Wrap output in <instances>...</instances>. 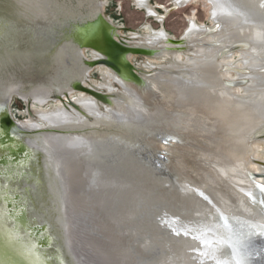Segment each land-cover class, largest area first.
Segmentation results:
<instances>
[{
  "label": "bare ground",
  "instance_id": "1",
  "mask_svg": "<svg viewBox=\"0 0 264 264\" xmlns=\"http://www.w3.org/2000/svg\"><path fill=\"white\" fill-rule=\"evenodd\" d=\"M188 1L176 0L175 3L182 8ZM209 1L213 17L221 25L212 42L202 38L206 30L200 28L201 25L197 27L192 23L185 35L188 40H183V45L177 47L162 34L149 42L151 46H139L156 50L154 58L171 59L161 71L154 74L151 70L144 72L149 88L113 75L114 81L124 89L126 98H117L110 91L106 93L112 96L111 105L102 104L107 106L115 121L126 124V127L135 125L127 133V138L133 142L126 138L118 140L116 136L91 137L77 130L44 131L60 127L71 116L66 109L49 117L52 128L42 129L39 122L24 125L32 132H39L30 139V144L44 152V172L39 175L36 155L30 152L19 164L9 168L12 173L7 177L12 175L15 180L20 177L27 184L29 193L23 195L27 212L36 208L34 194L38 193V186L39 190L49 188L52 212L57 214L55 222L65 231L69 252L79 264H85L83 259L90 264H264V247L242 246L257 239L256 234L263 233L264 236V201L252 196L255 187L247 184L244 173L247 170L259 174L255 180H263L260 183L264 184V177H261L264 172L249 170L254 143L264 141L249 142L252 132L264 128V17L250 0ZM6 2L12 4L21 17L40 24L41 30H45L43 35L49 36V33L53 39L60 38L50 48H45V65L34 71L33 81L27 80L30 76H26L25 81L19 74L21 70L13 69L14 65L10 64L14 61L9 67L2 68L4 52L0 50V112L5 107V99L13 96L24 101L32 100L37 106L47 105L54 94L48 83L56 67L62 69L64 86L55 87V94L65 99V94H69L72 100L75 93L86 94L75 92L73 85H85L93 68L83 60L85 49H79L75 41L65 38L61 27L95 18L100 10L97 2ZM139 2L144 6L147 4V0ZM149 12L153 15L152 10ZM7 30L5 25L0 27V38ZM160 40L176 48H164L166 45L158 43ZM237 44L245 47L239 50L244 68L235 66L236 79L228 80L221 58L231 59L238 51L227 54L225 50ZM28 45L34 46L24 42L20 46L17 43L19 47L16 48L25 51ZM180 52L194 53V56L192 53V57L188 56L184 67L180 66L176 56ZM95 54L96 60L101 58L100 54ZM22 69L29 72L32 68L25 65ZM236 81L250 83L246 87L238 84L232 88ZM25 84L30 85L25 88ZM239 87H242L243 95H238L236 88ZM107 89L112 90L111 87ZM89 96L91 98L74 102L79 109L72 108L87 117L101 116L98 101ZM163 130L182 135V145L174 148L181 156L175 157L174 161L168 159L165 164H153L151 153L161 152L153 134H160ZM140 131H144L143 134ZM207 157L230 164L222 170L218 168L228 180L218 179L202 169L201 160ZM168 173L173 175V180H182L180 192L183 194L177 190L179 184L164 176ZM205 192L220 198L226 213L236 219L235 228L241 233L240 239L224 232L228 230L225 226L213 225L215 229L208 226L216 216L214 209L199 198ZM73 216L78 218V223L80 216L88 223L85 222L82 229H73ZM4 222L0 218V227L3 228L0 233L10 241L17 240ZM42 237L48 240L50 249L56 251L60 263L66 264L64 252L54 234L47 230ZM27 246L31 247L30 243ZM22 259L26 264H32ZM3 260L0 253V264L5 263Z\"/></svg>",
  "mask_w": 264,
  "mask_h": 264
},
{
  "label": "water",
  "instance_id": "2",
  "mask_svg": "<svg viewBox=\"0 0 264 264\" xmlns=\"http://www.w3.org/2000/svg\"><path fill=\"white\" fill-rule=\"evenodd\" d=\"M6 1L7 0L0 1V24L5 25L8 29L6 34H4V36L0 38V49H2L4 52L2 56V58L4 59V64L2 68H4L6 65L8 66L11 61H14V64H10L12 66L14 65L13 69L16 68L18 70L23 71L22 68L27 65L32 68L31 71H36V69L41 70V67L45 65V48H50L54 41L55 43H57L60 37H56V39H53L51 38V35L49 33L48 35L50 37L43 35V32H45V30H41L43 27L41 28L40 24H35V22L33 23V21L21 17L14 11L12 4ZM97 4L100 6V10L99 13L95 16V18H93L92 20L87 19V21H84L82 23L71 22L68 25L63 24V27H61L63 32L62 35H64L65 38H70L71 40L75 41V44L79 49H85L90 51L93 50L101 55V58L97 60L86 61V65H88L89 67H107L119 77H121L123 80L132 82L137 86L149 88L146 82L147 77L144 75V72L138 66H136L129 58H154L156 56V50H153L151 48L134 46L131 43V38L122 36L120 34L121 32L133 31L116 26L111 20L104 16L103 12L101 11V5L98 0ZM36 30L40 33H37ZM16 33L21 34L22 36H18L16 35ZM12 39H14V41ZM12 41L13 44H11ZM169 41L175 44L177 47L183 45V39L170 38ZM14 42L16 44L19 43V46L23 45L24 42L25 44H32L34 46L28 45V49L22 51L16 48L19 46H16ZM244 48L245 47L242 44H237L232 46L228 50H225V53H234ZM27 80L33 81V79ZM238 84L243 83H234V85ZM73 90L75 92H82L91 95L97 101L105 105H111L112 103V96H110L108 93L102 92L95 86L87 87L83 83H75L73 85ZM65 96L67 97L66 99L60 95H57V98L62 103L67 102L74 108L79 109L78 105L74 103V101L70 98L69 94H65ZM10 99H5V107L0 112V218L5 221L4 223L6 224L8 230L15 235V239L16 237L18 239L15 241H10V239L3 237L5 235L0 233V236L4 238L2 239L0 237V253L1 256L4 257L3 261L5 262L3 264H26L25 261L23 262L22 258H25L32 264H61L56 251L53 249L51 250L49 247L48 240L45 237H42V234L47 232V230H50V234L53 233L54 237L57 238L60 247H62V250L64 252L63 259L65 260L66 264H79L78 260L76 262L74 258V260L72 259V256L69 252L66 243L67 241L65 239V231L60 226H58V223L56 224L55 222V215L57 214H53L52 212L53 209L50 202L52 195L49 191V188L47 187L46 189L44 187L43 190H39L40 187L38 186V193L34 194L36 197V208L32 210V207L27 212V206L25 204V201L23 200V195L29 193L27 184L20 177H17L18 180H15V177L12 175L10 177H7V174L11 172L9 168L12 166L15 167L17 164H19L23 159L26 158V156L30 154V152H33L34 156L36 155L38 166L36 170L39 168V175L43 174V161L45 158L44 152L42 150L37 149L35 148V146L30 144V139L36 137L39 132H32L31 130L22 127L16 122L8 107ZM31 106L32 100H28V111L31 117L35 118V115L31 110ZM44 131L61 132L57 129H47ZM153 137L156 139V141H158L159 144L169 145L171 142H177V140L174 141V139H172L170 135L166 134L162 135L159 133H155L153 134ZM261 140H264V128L255 130L249 136V142ZM11 145H15V147L9 148L11 147ZM151 154L153 156V160H151L153 164L155 162H158V164L162 162L165 164L168 162L167 157L169 156V154L163 151L152 152ZM259 163L264 165V162ZM32 169H35V167H32ZM244 173L245 177H247V184H252L255 187L254 190H252V193H254L252 194V196L255 195V199L264 201V184L255 180L259 177V174H255L247 170H244ZM262 175L263 176L261 177H264V174ZM164 176L169 177V179L173 183L179 184V189L177 188V190H179L180 192V185L182 180H173V175L169 173L168 175L165 174ZM52 180H55L53 179V176ZM181 192L180 194H183ZM202 194L199 197L200 200L206 206L210 207V209H214V213L216 216L212 225L210 224L211 226H208L214 229L216 227L213 225L225 226L228 230H224V232L230 234L236 239H240V237L238 236L241 235V233L235 228L236 219L231 216L232 214L226 213V207L222 204L220 198L218 199L217 197L209 195V192H205ZM46 212L49 213L47 214ZM33 213L35 215H33ZM65 217L66 216L63 217L64 220ZM82 217L83 216L79 217L78 223V218L74 219L73 216V229H82L84 228V223H88L87 219H83ZM39 218L41 219L40 221H38ZM75 221H77L76 225ZM18 227L23 230L21 231V229H19ZM0 228L3 229L2 227ZM222 228L223 227H221L219 230H222ZM256 235L257 239H253L249 243L243 244L242 246L264 247L263 233H259ZM259 239L262 242L257 241ZM27 243H30L31 247H28ZM15 249L18 250L16 251ZM78 255L83 259V255L80 252L78 253ZM82 261L85 264L91 263L87 262V260L85 259H83ZM92 264L95 263L92 262Z\"/></svg>",
  "mask_w": 264,
  "mask_h": 264
},
{
  "label": "rangeland",
  "instance_id": "3",
  "mask_svg": "<svg viewBox=\"0 0 264 264\" xmlns=\"http://www.w3.org/2000/svg\"><path fill=\"white\" fill-rule=\"evenodd\" d=\"M95 1L97 2V0ZM175 1L176 0H147V4L144 6L142 3L139 2V0H98L101 5V11L103 12L106 18L111 20L118 27L133 31L121 32L120 34L122 36L131 38V43L134 46H151L149 42L154 39L156 35L162 34H165L168 39L175 38L185 40L186 32L190 29L192 23L195 24L197 27L198 25H201L202 27L200 28L206 30L202 38L206 37L209 39L210 42H212L213 36L216 32H219V29L221 27L220 23H218L212 15V3L209 0H189L187 6H182V8H178L176 6ZM250 1L254 5L255 9L258 10L260 15L264 17V0ZM149 10L153 11V15H150ZM211 17L212 19H214V21H212ZM204 25L208 27H204ZM1 26L2 25L0 24V27ZM158 43H164L166 47H164V45H162V47L167 49L176 48L173 44H170L165 40H160ZM201 43L202 41L198 44ZM156 46L158 47V45ZM0 50L3 52L2 49ZM191 53L189 54V52H180L176 54V56L179 58L181 67L187 65L186 62L188 60V56H194V53H192V55ZM240 53L241 51L234 53L231 59H227L226 57L221 58L224 61L223 71L226 72L228 80L236 79L237 72L233 70L235 66L239 65L240 68L243 67ZM83 55V60L85 64L86 61L96 60V56L93 50H83ZM130 60L143 72H148L149 70H151L153 74L158 71H161L162 66L168 65L171 61V59L167 60L147 57H130ZM61 70L56 67L55 70L52 72L53 77L48 83L49 87L54 92L51 101L44 106H37L32 104L31 110L35 115V118H32L28 111V101H24L18 96H13L10 99L8 107L17 123L21 124L24 127V125L28 126L32 122H39L40 128L42 129L52 128L51 123L49 121V117H54L56 113L60 112L63 109H66L71 116H69V118H67V120H65V122L60 127H55L59 130H77L81 131L82 134L91 137H99L102 135L116 136L118 140L126 138L131 142L134 141L127 138V135L129 134L128 131L133 129L135 125H128V127H126V124L115 121V119L108 112L107 106L103 105L99 101L97 102V104L99 106L100 112L102 113L101 116L94 114L89 115L88 111L82 108L83 111L86 112L90 117H87L85 114L78 112L77 110L72 108V106H69L68 103H66V105L62 104L58 100L57 94H55V87L64 86V78L61 73ZM19 74H22L20 75L21 77L30 75V79H32L34 75V70L29 72H19ZM113 75L116 74L108 68H93L86 77L87 81L85 85L87 87L94 85L104 93L111 91V93L114 94L115 97L120 99L126 98V96L124 95V89L122 88V86H120L114 81ZM88 77L90 78L88 79ZM23 78L25 79V81H27V77ZM166 78H169V76ZM102 83H104V85H102ZM249 83L250 81H247L241 85L242 87H246L249 85ZM29 85L30 84H25V88L29 87ZM107 87H111L112 90L107 89ZM234 87H236V85L233 84L232 88ZM242 87L236 88L238 90V95H243L241 93ZM84 98L91 97L86 94L75 93L73 101L79 102ZM54 107H56V109H54ZM36 116H38L39 120ZM138 128L142 131L140 127ZM138 128L136 126V129ZM141 131L140 133L143 134L144 131ZM160 134L170 135L172 139H174V141L177 140V142H171L169 145L159 144V150L161 152L163 151L169 154L167 158L170 161H174L175 157L179 158V156L181 155H179V152L177 153L174 148H178L179 146L177 145H182V135H180L178 132H166L164 130L160 132ZM136 143L137 142L135 141L134 145H136ZM249 144L251 145V143H248V145ZM207 158L206 160H201L202 163L200 164L202 169H206L205 171L217 178L219 177L218 179L221 178L223 180H228V178H226L220 170H222L223 167H229L230 164L226 163L225 165L224 163H221L219 159H215L214 157ZM249 159L252 165L251 169L249 170L256 173L264 172V165L259 163L264 162V141L254 143V152L249 156ZM210 160H212L213 162ZM215 160L220 163H217ZM205 166L208 167L205 168ZM221 185L223 184L221 183Z\"/></svg>",
  "mask_w": 264,
  "mask_h": 264
},
{
  "label": "flooded vegetation",
  "instance_id": "4",
  "mask_svg": "<svg viewBox=\"0 0 264 264\" xmlns=\"http://www.w3.org/2000/svg\"><path fill=\"white\" fill-rule=\"evenodd\" d=\"M96 2V1H95ZM55 21H57V20H55ZM95 53V52H94ZM95 56H96V54H95ZM260 182H263V180H259Z\"/></svg>",
  "mask_w": 264,
  "mask_h": 264
}]
</instances>
